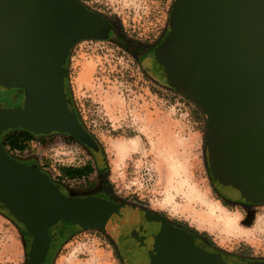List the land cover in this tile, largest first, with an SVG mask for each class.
Segmentation results:
<instances>
[{"label":"water","instance_id":"water-1","mask_svg":"<svg viewBox=\"0 0 264 264\" xmlns=\"http://www.w3.org/2000/svg\"><path fill=\"white\" fill-rule=\"evenodd\" d=\"M111 28L78 0H0V88L23 93L21 106L0 105V213L22 226L26 264H49V229L61 221L108 234L125 264H226L152 212L65 195L39 167L2 146L6 131L62 134L104 166L100 144L72 107L67 61L76 44L106 41ZM152 66L153 77L204 114L217 186L231 198L264 204V0H174Z\"/></svg>","mask_w":264,"mask_h":264},{"label":"rangeland","instance_id":"rangeland-1","mask_svg":"<svg viewBox=\"0 0 264 264\" xmlns=\"http://www.w3.org/2000/svg\"><path fill=\"white\" fill-rule=\"evenodd\" d=\"M78 1L105 16L122 38L82 41L67 61L70 101L103 150V173L83 145L58 134L29 142L24 147L28 157L14 158L39 167L67 196H89L104 188L119 203L202 234L223 252L264 260V204L246 207L221 199L208 169L204 114L152 76V56L141 61L130 48L145 52L163 39L174 0ZM22 102V91L0 88L1 106ZM7 139L1 137L3 145ZM132 140L120 159L117 146ZM87 164L93 171L83 179L62 176L61 168ZM28 247L27 238L0 213V264H26ZM53 250L49 264H125L112 238L94 229L76 228L56 237Z\"/></svg>","mask_w":264,"mask_h":264},{"label":"flooded vegetation","instance_id":"flooded-vegetation-1","mask_svg":"<svg viewBox=\"0 0 264 264\" xmlns=\"http://www.w3.org/2000/svg\"><path fill=\"white\" fill-rule=\"evenodd\" d=\"M109 21V20H108ZM110 22V21H109ZM111 24V22H110ZM111 31L109 33V37L108 39H112L116 42H119L120 40H122L120 34L115 33V30L113 28V25L111 24ZM127 44V43H126ZM156 46L149 48L148 50H146L145 52H141L139 50H136L135 48H131L132 52L136 55L137 58H140L141 61L145 60L148 56H152L153 59V52ZM134 50V51H133ZM151 66H152V62H151ZM19 90V89H18ZM77 115V114H76ZM40 135H34L33 137H39ZM81 144V143H80ZM82 145V144H81ZM86 151L90 154L91 159L93 160L94 164H96L98 166V172L101 171L103 168L102 166H100L94 159L93 155L86 149ZM93 157V158H92ZM208 161V160H207ZM208 169H209V165H208ZM210 172V171H209ZM210 177L212 178L217 190L219 191V193L221 194V199L223 201H227V203H234V204H238V205H242V206H246V207H251L254 206L255 204H251L248 203L244 200H239V199H235V198H231L230 196L227 195V193L222 190L221 188H219L217 186V182L215 181V179L213 178V176L210 174ZM60 190L63 192V190L60 188ZM64 193V192H63ZM108 192L103 188L101 189L100 192H97L95 194H89V196H98L104 199H109L111 201H114L115 199H113L110 195L107 194ZM65 194V193H64ZM66 195V194H65ZM88 196V195H87ZM125 208H128L126 205H124ZM136 210L138 211H148L146 209L143 208H136ZM154 214V213H153ZM156 215V214H155ZM158 217L162 218L161 216L157 215ZM163 219V218H162ZM172 223V222H171ZM180 228L185 229L186 231H188L189 233H192L194 241L196 243L197 246H199L202 249H205L207 251H210L212 253H219L223 259V261L226 264H245L246 262H248L247 260L242 259L241 257L235 255V254H231V253H227V252H223L220 249H218L212 242L210 239L206 238V236L202 235V234H197L194 233L192 230L185 228L182 225L179 224H175L172 223ZM76 227V226H75ZM77 229H79L78 227H76ZM57 233L58 230L56 232L53 233H49V237H50V250H53V244L55 243V238L57 237Z\"/></svg>","mask_w":264,"mask_h":264},{"label":"trees","instance_id":"trees-1","mask_svg":"<svg viewBox=\"0 0 264 264\" xmlns=\"http://www.w3.org/2000/svg\"><path fill=\"white\" fill-rule=\"evenodd\" d=\"M19 91H21V90L19 89ZM3 135H8V142L12 148H15L18 150H23L25 145L28 144L32 140V137L35 134H32V133L25 131V130H12V131L4 132L1 135V137ZM68 138L72 141L78 142L72 137L68 136ZM1 143H2V141H1ZM2 146L4 147L3 143H2ZM94 165L96 166L97 169H99L96 164H94ZM92 171H93V166H91L90 164H87L83 168H61L62 176H64L65 178H68L70 180L79 179V178H82L84 176H87ZM100 172L103 173L102 171H100ZM113 202L119 203L117 200H114ZM6 217L18 228V230H19L20 234L23 236V238L26 239V235H25V232L23 231L22 226L19 223H17L9 215H6ZM61 225L62 226L58 230V233H57V238H61L65 235L69 234L73 229H76V227L74 225L69 224L65 221H62Z\"/></svg>","mask_w":264,"mask_h":264},{"label":"built area","instance_id":"built-area-1","mask_svg":"<svg viewBox=\"0 0 264 264\" xmlns=\"http://www.w3.org/2000/svg\"><path fill=\"white\" fill-rule=\"evenodd\" d=\"M59 137L61 138H68V136L66 135H62V134H58ZM47 136L46 135H40L39 137H35L33 140L30 141V143H33L36 139H40V138H46ZM69 139V138H68ZM6 144L4 145V149L5 151L10 155L12 156L13 158L16 157V158H27L28 155L30 154L29 153V150L27 148H24L23 150H18V149H15V148H12L10 145H9V142H8V139L6 140ZM38 143L40 142H36L33 147H35ZM29 144V143H28ZM77 144L81 145L80 143L77 142ZM82 148V147H81ZM21 155V156H19ZM32 155V154H31ZM84 177H82L83 179ZM81 179V178H80ZM77 179H74L73 181H76Z\"/></svg>","mask_w":264,"mask_h":264},{"label":"bare ground","instance_id":"bare-ground-1","mask_svg":"<svg viewBox=\"0 0 264 264\" xmlns=\"http://www.w3.org/2000/svg\"><path fill=\"white\" fill-rule=\"evenodd\" d=\"M133 144H134V141L132 140V141H125L124 143L117 146L118 156L120 159L125 154V151L129 148V146L133 145ZM221 222H222V220H221ZM223 226L227 227V228L230 227V225L225 224V223H223Z\"/></svg>","mask_w":264,"mask_h":264}]
</instances>
